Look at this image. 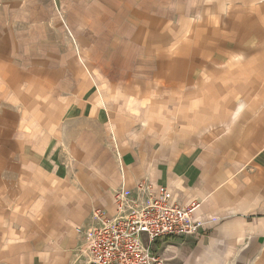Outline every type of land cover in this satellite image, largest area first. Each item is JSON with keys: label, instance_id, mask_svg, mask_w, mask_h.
I'll return each instance as SVG.
<instances>
[{"label": "crops", "instance_id": "1", "mask_svg": "<svg viewBox=\"0 0 264 264\" xmlns=\"http://www.w3.org/2000/svg\"><path fill=\"white\" fill-rule=\"evenodd\" d=\"M179 5L160 93L140 96L142 77L108 91L73 50L43 48L56 0H0V264L82 261L92 210L143 179L198 203L197 236L152 243L164 264L170 239L194 263L264 264V0Z\"/></svg>", "mask_w": 264, "mask_h": 264}, {"label": "rangeland", "instance_id": "2", "mask_svg": "<svg viewBox=\"0 0 264 264\" xmlns=\"http://www.w3.org/2000/svg\"><path fill=\"white\" fill-rule=\"evenodd\" d=\"M181 2L185 0H56L55 15L40 19L39 36L50 42L43 48H56L66 55L73 50L76 65L87 68L97 83L103 80L108 91L116 82L130 85L139 76L142 84L132 83L140 91L136 95L154 96L160 92L151 90L150 84L161 81L154 72L155 57L178 47ZM46 26L49 30L44 32ZM247 74L252 75L248 64ZM114 95L109 99H115ZM179 240L168 241L167 264H183L185 256L191 258L187 264H200L193 262L192 252Z\"/></svg>", "mask_w": 264, "mask_h": 264}, {"label": "built area", "instance_id": "3", "mask_svg": "<svg viewBox=\"0 0 264 264\" xmlns=\"http://www.w3.org/2000/svg\"><path fill=\"white\" fill-rule=\"evenodd\" d=\"M168 185L137 181L132 190L120 188L113 195L111 215L92 210L93 223L84 230L80 249L85 264H164L152 243L167 236H197L200 221L193 217L198 205L170 202Z\"/></svg>", "mask_w": 264, "mask_h": 264}]
</instances>
